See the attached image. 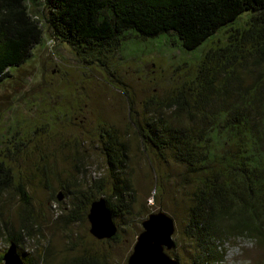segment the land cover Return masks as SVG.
<instances>
[{
  "label": "rangeland",
  "instance_id": "1",
  "mask_svg": "<svg viewBox=\"0 0 264 264\" xmlns=\"http://www.w3.org/2000/svg\"><path fill=\"white\" fill-rule=\"evenodd\" d=\"M43 1L26 3L40 16ZM43 30L42 44L24 63L11 66L0 83V156L25 185L36 223L17 249L31 264H63L84 255L126 264L141 221L163 211L174 224L167 254L177 264H193L197 249L186 224L196 178L167 152L161 155L145 143L136 124L148 116L144 102L163 100L189 80L205 52L225 43L229 28L192 51L170 36L144 38L131 30L116 46L84 49L54 38L44 25ZM108 133L124 146L119 173L109 169L103 153ZM116 174L132 194L126 208L115 203L117 238L97 240L86 213L74 221L68 214L80 193L113 201ZM19 204L11 193L0 202V253L9 244L4 226L18 229ZM209 249L203 264H264V248L254 236L225 235L212 239Z\"/></svg>",
  "mask_w": 264,
  "mask_h": 264
},
{
  "label": "trees",
  "instance_id": "2",
  "mask_svg": "<svg viewBox=\"0 0 264 264\" xmlns=\"http://www.w3.org/2000/svg\"><path fill=\"white\" fill-rule=\"evenodd\" d=\"M26 1L0 0V83L11 66L24 63L42 44L43 25L77 48L116 46L131 30L144 38L170 36L184 51L229 28L225 43L205 52L189 80L163 100L144 102L148 116L136 130L196 178L186 224L197 249L193 264L207 263L211 240L225 235L254 236L264 248V0H44L40 16ZM107 136L103 153L109 169L119 173L124 146ZM113 176V201L104 198L112 217L115 203L126 208L132 194L126 181ZM10 193L20 203L19 226L16 231L4 226L5 241L17 245L36 223L25 185L0 156V202ZM75 200L68 214L73 221L83 219L95 198L80 193ZM116 238L117 233L109 240ZM63 264L106 263L84 255Z\"/></svg>",
  "mask_w": 264,
  "mask_h": 264
},
{
  "label": "water",
  "instance_id": "3",
  "mask_svg": "<svg viewBox=\"0 0 264 264\" xmlns=\"http://www.w3.org/2000/svg\"><path fill=\"white\" fill-rule=\"evenodd\" d=\"M57 199L59 200L60 196H57ZM86 220L89 233L97 240L109 239L117 232L103 197L90 203ZM141 227L126 264H177V261L167 254L173 245L171 235L174 224L171 217L163 211L151 212L141 221ZM1 261L2 264H24L17 245L12 241L4 249Z\"/></svg>",
  "mask_w": 264,
  "mask_h": 264
}]
</instances>
